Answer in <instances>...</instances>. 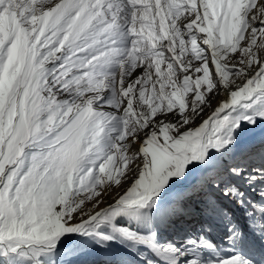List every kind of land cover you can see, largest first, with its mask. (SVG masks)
I'll list each match as a JSON object with an SVG mask.
<instances>
[{
    "label": "snow or ice",
    "instance_id": "snow-or-ice-1",
    "mask_svg": "<svg viewBox=\"0 0 264 264\" xmlns=\"http://www.w3.org/2000/svg\"><path fill=\"white\" fill-rule=\"evenodd\" d=\"M261 121L264 0H0V264H264Z\"/></svg>",
    "mask_w": 264,
    "mask_h": 264
},
{
    "label": "rangeland",
    "instance_id": "rangeland-1",
    "mask_svg": "<svg viewBox=\"0 0 264 264\" xmlns=\"http://www.w3.org/2000/svg\"><path fill=\"white\" fill-rule=\"evenodd\" d=\"M262 138H264V121L259 122L255 127L245 126L243 131L240 133V141H241V143H244V144L256 143ZM183 186H184L183 184H177L174 187H175V189H180ZM122 190L123 189H114L113 194L115 195V192L122 191ZM254 198H255V194L249 193V199H254ZM230 207H231L232 212L234 214V219H235L236 223L239 226H241L242 228L246 227L247 217L244 215V211L235 205H233V206L230 205ZM172 235H173V233H172L171 229L162 233V237L170 238ZM223 235H224V227H223V225H221V226L217 227L216 230L212 233V238L217 243H220L222 241ZM69 242L70 241L68 239L64 240V244L66 246H71L73 244L74 240L70 244H69ZM68 250H71V248H69ZM61 258H63V257L61 256ZM95 259H97V254L94 253L93 256L89 257L87 261L78 260V261H75L74 264H92V261Z\"/></svg>",
    "mask_w": 264,
    "mask_h": 264
},
{
    "label": "bare ground",
    "instance_id": "bare-ground-1",
    "mask_svg": "<svg viewBox=\"0 0 264 264\" xmlns=\"http://www.w3.org/2000/svg\"><path fill=\"white\" fill-rule=\"evenodd\" d=\"M222 98H223V97H221V99H222ZM69 241H70V242H69V244H70V243H72L73 240H69ZM73 243H74V242H73ZM72 245H73V244H72ZM72 245H71V246H72Z\"/></svg>",
    "mask_w": 264,
    "mask_h": 264
},
{
    "label": "trees",
    "instance_id": "trees-1",
    "mask_svg": "<svg viewBox=\"0 0 264 264\" xmlns=\"http://www.w3.org/2000/svg\"><path fill=\"white\" fill-rule=\"evenodd\" d=\"M76 243H77V241L74 243L73 247L75 246Z\"/></svg>",
    "mask_w": 264,
    "mask_h": 264
},
{
    "label": "water",
    "instance_id": "water-1",
    "mask_svg": "<svg viewBox=\"0 0 264 264\" xmlns=\"http://www.w3.org/2000/svg\"><path fill=\"white\" fill-rule=\"evenodd\" d=\"M59 247V246H58Z\"/></svg>",
    "mask_w": 264,
    "mask_h": 264
}]
</instances>
